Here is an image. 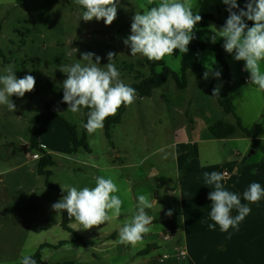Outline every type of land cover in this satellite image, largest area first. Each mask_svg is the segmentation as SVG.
<instances>
[{
    "label": "rangeland",
    "instance_id": "374dc122",
    "mask_svg": "<svg viewBox=\"0 0 264 264\" xmlns=\"http://www.w3.org/2000/svg\"><path fill=\"white\" fill-rule=\"evenodd\" d=\"M159 3L160 0H120L116 20L106 26L102 20L83 21L82 12L85 9L75 0H28L23 5L17 4V0H0V75H4L5 66L11 64L18 78L30 74L36 80L34 91L22 98L11 97L16 105L15 112L0 105V200L4 201L0 206H5L0 219L8 218L4 229H0L1 264L20 263L22 254L32 256L42 244L58 245L72 238V234L62 228L59 213L52 209V205L62 197L44 187V176L37 173L34 176L30 172L37 169L41 153L29 149L30 145H27V152L24 149L38 128L33 120L41 116L48 105L82 133L85 109L79 113L67 111L68 105L62 102V83L66 74L60 68L77 62L86 63L80 60L86 52L101 57L100 64L103 66L109 62L107 54L112 52L116 55L111 62L126 85L132 86L138 77L150 75L149 68L145 66L146 57L130 55V48L123 41L131 34L135 12ZM189 3L194 14H211L221 21L227 17V11L224 10L226 5L222 0H189ZM221 27L216 23H210L206 28L197 27L200 40L214 44L211 37L215 29ZM215 43L223 45L224 40L217 38ZM162 60L174 71H179L188 63H198L210 70L221 71L215 54L210 51L196 53L189 50L183 54L176 49L173 56H165ZM227 63L229 69L236 70L233 73L239 80L249 78L248 72L241 75L237 72L244 68V62L236 61L234 53L228 55ZM260 67H264V62H260ZM157 71L160 72V69ZM136 97L135 102L126 107L121 122L113 127L111 140L106 138L104 129H100L88 134L91 152L79 149L74 153L71 145L72 153L69 156L63 152L55 156L56 165L51 169L53 176L49 182L65 187L74 186L79 190L86 186L94 187L96 183H92L91 175L99 172V176L112 178L119 190L125 186L131 188L129 193L127 190L125 194H120V191L114 193L123 201L122 216L130 219L136 211L137 197L147 195L150 202L152 199L158 200L152 208L146 209L148 215L158 222L167 217L181 223L182 214L176 204L170 210L171 215H168L166 208H162V204L170 200L169 191L177 184L174 161L177 154L170 145L175 132L170 124L169 113L159 89L153 92L151 98L141 99L137 94ZM185 113L192 116L189 106ZM118 114L119 109L115 116ZM56 136L57 133L52 130L51 137ZM25 153H29L28 156ZM36 153L40 158L31 162L30 156L32 159ZM82 161L99 165L104 170L90 173V168L83 165ZM152 165L160 168L159 176H151L154 173L150 172ZM33 190H37V193L33 194ZM158 222L150 225L148 233L154 234L160 248L156 253H170L168 247L173 241L164 238L165 226ZM122 223V218L111 219L97 226L96 233H117L119 237ZM92 231L94 227L78 231L86 244L96 242ZM57 250L43 249L42 260L53 259Z\"/></svg>",
    "mask_w": 264,
    "mask_h": 264
},
{
    "label": "crops",
    "instance_id": "0c3cea01",
    "mask_svg": "<svg viewBox=\"0 0 264 264\" xmlns=\"http://www.w3.org/2000/svg\"><path fill=\"white\" fill-rule=\"evenodd\" d=\"M231 70L232 73L236 71ZM261 71L264 72V67H261ZM237 72L241 75L247 71L242 68ZM246 79L248 78L239 80L233 73L231 82L217 79L214 88L219 87V95L233 102L243 126L253 130L255 139L264 146V91H258ZM159 91L175 132L170 145L177 154L174 160L177 184L169 191L170 200L162 204V208L169 212L176 204L182 214L180 232L175 233L174 239H170L173 241L168 247L170 253H156L160 248L152 232L144 234L142 240L132 246L119 243L117 233H96L98 228L94 226L91 234L97 238L95 243L66 245L57 250L53 259L43 260L47 264H264V197L256 203H249L243 198L244 191L253 182L260 183L264 188V153L255 147L254 139L241 130L225 140H218L212 135L210 129L219 122L236 126L237 119L226 112L210 94L206 78L197 80L192 72H188V86L184 90H178L176 83L170 80ZM187 106L190 107L192 116L185 113ZM52 130L57 133L56 138L51 137ZM66 131L65 127L48 120L47 132L39 138L40 146H46L47 153L55 163V156L59 153L63 152L66 156L72 153L71 136ZM27 145H30V140L25 145L26 150ZM29 159L34 161L31 156ZM81 163L90 168V173L104 170L88 161ZM213 171L224 174V188L237 194L241 203L251 209L238 227L230 228L227 232L221 231L218 225L214 230L208 228L210 223H214L210 219L211 201L208 199L214 186L205 183L204 173ZM30 172L34 176L38 174L37 169ZM150 172H154L152 177L161 174L156 165L151 166ZM225 172L229 175L226 176ZM96 174L91 175L92 183H96L99 172ZM44 185L46 189H51L46 186V181ZM130 189L125 186L119 191L120 194H125ZM31 192L35 194L37 190ZM152 202L155 205L158 200L152 199ZM1 204L4 201L0 200ZM2 210H5L4 205L0 206V217L3 216ZM64 213H59V217L63 218ZM163 214L162 212V217ZM231 214L237 215V210L234 208ZM121 218V225L129 219L122 215L113 219ZM7 220L6 217L0 219L1 230L8 223ZM170 221V218L164 217L158 222L153 217L151 225L157 222L164 224L165 238L171 232ZM77 225L74 221L71 227L78 233Z\"/></svg>",
    "mask_w": 264,
    "mask_h": 264
},
{
    "label": "clouds",
    "instance_id": "9594fccd",
    "mask_svg": "<svg viewBox=\"0 0 264 264\" xmlns=\"http://www.w3.org/2000/svg\"><path fill=\"white\" fill-rule=\"evenodd\" d=\"M151 2V0H150ZM75 3L85 9L82 20L90 22L93 19L103 21L110 26L117 18L120 0H75ZM227 5L229 13L225 24L215 29L211 37L213 43L217 38L224 40V50L232 54L236 61L244 62V70L249 73L248 84L255 85L258 91H264V72L260 62L264 61V0H247L245 7L239 11L237 0H222ZM143 8V5L141 6ZM252 21L249 27L244 18ZM202 20L199 14H194L189 0H160L156 6L135 12L132 17L131 34L123 43L130 48V55H141L149 61H161L165 56H173L174 50L186 54L189 44L195 38L194 29ZM116 54H107L108 63L101 66V57L92 52L82 54L81 61L71 66H63L60 71L66 74L62 83V102L68 105L67 111L79 113L88 109L85 130L92 134L103 129L108 117H114L121 106H131L136 100V89L126 85L120 79V72L111 61ZM95 57V60H93ZM0 75V105L7 107L10 112L16 111V105L11 97H24L34 91L36 80L33 75L18 78L14 65L4 68ZM208 73H205L207 78ZM220 76L219 72L215 73ZM220 89H213L212 96H219ZM143 163V161H141ZM205 183L214 186L208 195L211 201L210 223L208 228L227 232L251 212L250 207L241 203L240 197L226 190L222 184L224 174L205 172ZM66 195L52 205L57 213H67L79 227L76 230H90L121 215L123 201L114 193L119 192L112 178L98 176L95 187L77 189L74 186H62ZM264 197V188L260 183L253 182L244 191L243 198L249 203H256ZM153 207L147 195L137 197L136 211L125 221L119 231V243L135 246L148 233L153 217L146 209ZM237 210L233 216L232 210ZM171 215V211L168 212ZM21 264H36L30 255L22 254Z\"/></svg>",
    "mask_w": 264,
    "mask_h": 264
},
{
    "label": "trees",
    "instance_id": "16d2710c",
    "mask_svg": "<svg viewBox=\"0 0 264 264\" xmlns=\"http://www.w3.org/2000/svg\"><path fill=\"white\" fill-rule=\"evenodd\" d=\"M28 0H17V4L23 5ZM247 0H238V9H233V11H239V9H243L245 7V3ZM227 5L224 7V10L227 11ZM229 13L227 11V17ZM202 17V20L196 25L194 29L195 38L190 42L189 44V50L199 53L204 51H210L215 54V57L217 61L219 62V65L221 67V71H213L206 67H204L201 64L198 63H188L181 67L179 71L172 70L169 66L166 65L164 60L161 61H149L147 58L145 59V66L149 68L150 75L148 76H142L138 77L134 84H132L131 87L136 89V94L139 98L145 99V98H151L152 94L155 90L162 88L169 82L170 80H173L176 83L178 90H184L188 86V72H192L197 80L206 78L205 73H208L206 80L209 82V92L212 95L213 89L215 87V81L217 79H222L227 82L232 81V74L229 69V65L227 63V57L229 53H227L222 44L219 43H204L200 40L199 33L197 31V27L206 28L209 26L210 23H216L221 26H223L226 22V19L224 21L218 20L214 15L211 14H204L200 15ZM245 23L251 27L253 25L252 21H248L245 17ZM1 27V26H0ZM133 68V66H130ZM160 69V72L157 70ZM219 72L220 76L216 77L215 73ZM16 97V96H14ZM218 104L226 111L231 114H233L237 119V125L236 126H228L224 124L223 122H219L215 126H213L210 131L212 135L217 138L218 140H225L232 137L237 130L243 131L249 138L254 139L255 147L260 149L264 153V146L255 139V134L253 130H249L245 128L242 124L241 119L237 115V108L233 104V102L225 98L222 95L219 96H213ZM126 107L121 106L119 108V114L114 117H108L104 122V133L108 140H111L112 138V130L113 127L121 122L122 114L124 113ZM87 112L88 109H85V119L84 124L87 121ZM48 120H52L63 127L67 129L71 136V144L73 147V151L76 153L79 149H83L86 152H91L90 145L88 143V132L84 128L83 124V130L82 133H79L77 131V128L73 126L72 124L68 123L61 115L55 113L52 111V106L48 105L46 107V111L39 117L33 120L35 124L38 125L37 130L32 134L30 138V148L32 150L38 151L41 153L42 157L38 161V167L37 172L39 175L44 176L46 178V186L53 189L57 192V194L62 197L63 195H66L62 191V189L55 184H51L49 182L50 177L52 176L51 168L55 166V161L51 155L47 153L45 149H43L39 144V138L45 135L48 128ZM189 158H191L189 154ZM74 222L73 220H69L67 213L65 212L63 214L62 228L72 234V238L70 241H62L58 245H51V244H42L39 248V250L32 255L31 257L36 261V264H47V262H44L42 260L41 252L45 248H54V249H60L66 245L74 244V243H85L84 238L79 235L72 227L71 224ZM169 228L172 233H178L180 232V223H176L175 220H172L169 222ZM17 264H21L17 263Z\"/></svg>",
    "mask_w": 264,
    "mask_h": 264
},
{
    "label": "built area",
    "instance_id": "2783aa9c",
    "mask_svg": "<svg viewBox=\"0 0 264 264\" xmlns=\"http://www.w3.org/2000/svg\"><path fill=\"white\" fill-rule=\"evenodd\" d=\"M246 82H248V79H246ZM43 149H47L46 148V146H41ZM38 158H40V155L38 154V153H36V154H33V156H32V160H37ZM225 175L226 176H228L229 174L227 173V172H225ZM175 233H168L166 236H165V238L167 239V240H170V239H174L175 238Z\"/></svg>",
    "mask_w": 264,
    "mask_h": 264
},
{
    "label": "water",
    "instance_id": "95a60500",
    "mask_svg": "<svg viewBox=\"0 0 264 264\" xmlns=\"http://www.w3.org/2000/svg\"><path fill=\"white\" fill-rule=\"evenodd\" d=\"M24 149H25V151H27L26 148H24Z\"/></svg>",
    "mask_w": 264,
    "mask_h": 264
}]
</instances>
